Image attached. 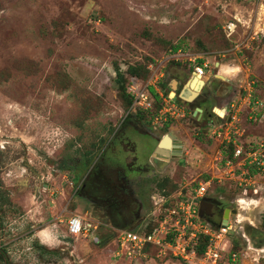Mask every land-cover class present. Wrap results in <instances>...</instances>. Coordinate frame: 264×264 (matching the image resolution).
I'll return each mask as SVG.
<instances>
[{
    "label": "rangeland",
    "instance_id": "374dc122",
    "mask_svg": "<svg viewBox=\"0 0 264 264\" xmlns=\"http://www.w3.org/2000/svg\"><path fill=\"white\" fill-rule=\"evenodd\" d=\"M203 64L204 87L181 101ZM132 88L159 99L137 104ZM234 102L241 140L264 145V0H0V264H190L151 247L124 256L119 236L152 229L203 180L220 221L264 197V178L243 196L221 161L212 109ZM165 137L181 153L152 158ZM91 173L118 223L78 193ZM238 214L227 246L264 264V238L242 236L263 231L264 209ZM74 215L91 226L76 238Z\"/></svg>",
    "mask_w": 264,
    "mask_h": 264
},
{
    "label": "built area",
    "instance_id": "2783aa9c",
    "mask_svg": "<svg viewBox=\"0 0 264 264\" xmlns=\"http://www.w3.org/2000/svg\"><path fill=\"white\" fill-rule=\"evenodd\" d=\"M206 67L207 64L195 66L193 75L205 77ZM131 90L138 101L137 104H143L151 98L146 88ZM169 102L174 101L169 98ZM146 106L151 107V103L148 102ZM171 106L175 108V103ZM218 112L215 115L224 123L215 127L214 133L222 138L221 141L227 145L225 147L228 148L229 145L234 147L232 159L223 156L221 161L229 169L231 178H236L243 196L251 193L256 196L258 193L255 186L256 180L264 178V145L254 146L240 141L241 135L238 128L240 118L234 103L223 109L220 108ZM249 169L255 173H249ZM210 185L211 180L201 181L193 193L168 210L167 215L151 231H122L118 241L122 254L127 257H137L142 255L146 247H151L168 251L171 256L190 264L195 262L197 264H239L238 254L227 246V235L235 227L230 220L228 219L222 226L223 220L217 224H211L199 217L200 201L212 199L207 197ZM90 227L77 215L67 220V232L73 238L86 234ZM200 237L207 238V247L204 254L198 256L195 247Z\"/></svg>",
    "mask_w": 264,
    "mask_h": 264
},
{
    "label": "flooded vegetation",
    "instance_id": "af4514ba",
    "mask_svg": "<svg viewBox=\"0 0 264 264\" xmlns=\"http://www.w3.org/2000/svg\"><path fill=\"white\" fill-rule=\"evenodd\" d=\"M217 94V92H215V96H217L216 95ZM152 138L154 139V140H157V138H155V136H152ZM166 139H168V137L167 138H164L162 141H159L158 140V143H157V147L159 146V144H162ZM170 140V139H169ZM170 142H171V148L168 150V155H161V154H158L157 156H162V157H167V158H169V157H171V156H176V154H180L181 153V150L179 149H177V148H175V146L174 145H176L177 143H175V142H173L172 140H170ZM173 144V145H172ZM173 146H174V150H173ZM156 147V148H157ZM163 148V147H162ZM164 154V153H163ZM143 170H145L146 171V169H143ZM92 174V173H91ZM89 175L87 178H86V180H82V182H81V184H80V187H79V189H78V193L80 194V192L82 191V192H86V194L88 195V196H86V198H88V201H93L94 203H98L99 202V204L98 205H102L103 207H105V209L106 210H108L109 212V214H108V219H109V221L111 222V223H113L114 221H115V223L118 221V219H119V215H118V217H116V219L114 220L113 218V211L110 209L111 207H113L111 204H107L106 203V205H104L105 204V202L106 201H108V199H107V196H104V195H102L103 194V191H102V193H98L99 192V188H98V186H100V183L101 184H103L102 183V181H100V179H98L97 177L99 176L98 174H92V175ZM90 186V187H89ZM90 188V189H89ZM97 190V191H96ZM100 192H101V190H100ZM111 201V200H110ZM109 201V202H110ZM217 202V201H216ZM235 202H236V209H240V206L241 205H243V206H245V207H247L248 206V204H251V203H254L255 202V200H253V199H250V200H246V199H237V200H235ZM100 205V206H101ZM216 205L217 206H215L214 208H213V210H212V215L210 216V217H207L205 220L207 221V222H210L211 224H217V223H219V221H220V216H219V211H218V209H217V207L219 206V202H217L216 203ZM108 208V209H107ZM238 210H237V212H236V222L238 223L239 222V220H238V218H239V214H238ZM119 222V221H118ZM117 222V223H118Z\"/></svg>",
    "mask_w": 264,
    "mask_h": 264
},
{
    "label": "crops",
    "instance_id": "0c3cea01",
    "mask_svg": "<svg viewBox=\"0 0 264 264\" xmlns=\"http://www.w3.org/2000/svg\"><path fill=\"white\" fill-rule=\"evenodd\" d=\"M194 78V75H193V73L191 74V76L189 77V79H188V81L186 82V84L185 85H187L192 79ZM203 87H204V85H203ZM202 87V88H203ZM201 88V89H202ZM217 96H222V97H224V96H226L227 94H228V90L224 87V86H221L220 88H217ZM249 101V99L248 98H246V99H243V104H246V102H248ZM234 104H235V106H236V108H237V110H238V114H239V110L241 109V107L242 106H238L237 107V103L236 102H234ZM225 107L226 106H228V105H224ZM224 106H222V108L221 109H223L224 108ZM240 108V109H239ZM220 108H217V107H213V112L216 114V111L217 110H219ZM195 111H198V112H200V111H203V110H201V109H195ZM241 138L242 137H240V140H241ZM241 142H243L242 140H241ZM169 150V149H168ZM168 150H166L167 152H168ZM181 150V149H180ZM257 189H258V191L260 190V188H258L257 187ZM258 194V193H257ZM262 195V194H261ZM261 199H263L264 200V197H258L257 198V200H255V204L257 205L258 204V206H259V208L260 209H264V202L262 203V204H260V202H261ZM214 200V199H213ZM220 222V221H219ZM240 230L242 229V227H240L239 228ZM263 231L262 232H260V231H254L253 229H252V231H250L249 233L247 232H245L244 234H242V236H243V238L245 239H247V237H249L254 243L257 241L258 243H260V241L259 240H261L262 241V239L264 238L263 237V234H264V229H262ZM49 233L47 234V235H44V239L48 242V243H51V239H52V237H51V235H50V229H48L47 230ZM253 234H256L255 235V237H253ZM246 235H249V236H247L246 237ZM42 238V239H43ZM43 239V241H45ZM245 239V240H246ZM256 245H258V244H256ZM262 246V249H260V252H264V243L261 245ZM255 251H257V250H255ZM255 261H256V259H255Z\"/></svg>",
    "mask_w": 264,
    "mask_h": 264
},
{
    "label": "water",
    "instance_id": "95a60500",
    "mask_svg": "<svg viewBox=\"0 0 264 264\" xmlns=\"http://www.w3.org/2000/svg\"><path fill=\"white\" fill-rule=\"evenodd\" d=\"M203 85H204V83H203ZM203 85L200 87V90L203 87ZM183 94L185 95V93L182 92L180 94V96H179V99H181V101H184V100L185 101H192L193 99H195L197 97L196 96L195 98L190 99L191 98L190 96L187 95V97H183ZM165 138H167V137H165ZM176 145H178V144H176ZM176 145H174L175 148H177L179 150L180 146H176ZM174 146H173V150H174ZM159 150H161V151H159ZM164 151H166V149L165 148L162 149L161 144H159V146L156 148L154 154L152 155V158H155L158 154L162 155L163 154L162 152H164ZM164 155H168V152L166 151V153ZM216 203L217 202L214 201L213 199H203V200H201L200 203H199V217L201 219H204V220L207 217H210L212 215L213 208L215 206H217ZM233 214L235 215V211L225 210L223 218H222L223 221H222L221 225L224 226L227 223V221L229 219V216L233 215Z\"/></svg>",
    "mask_w": 264,
    "mask_h": 264
},
{
    "label": "trees",
    "instance_id": "16d2710c",
    "mask_svg": "<svg viewBox=\"0 0 264 264\" xmlns=\"http://www.w3.org/2000/svg\"><path fill=\"white\" fill-rule=\"evenodd\" d=\"M132 75V74H130ZM151 94L153 99H155L156 101L159 99V96L158 94L154 93V91L151 89ZM174 101H177V99H175ZM229 148H227V151H226V154L224 155V158L225 156H228V158L232 159V155L234 153V147L232 145H229L228 146ZM249 173L251 174H254L255 172L252 171L251 169H249ZM154 227V226H153ZM152 227V228H153ZM152 229H148L146 231H151ZM206 247H207V238L205 237H200L199 240H198V244L197 246L195 247L196 248V252H197V255L198 256H201L204 254L205 250H206ZM0 261H4V257L2 256V253H0Z\"/></svg>",
    "mask_w": 264,
    "mask_h": 264
},
{
    "label": "bare ground",
    "instance_id": "6f19581e",
    "mask_svg": "<svg viewBox=\"0 0 264 264\" xmlns=\"http://www.w3.org/2000/svg\"><path fill=\"white\" fill-rule=\"evenodd\" d=\"M203 78L204 77H200V76H197L195 74L194 75V78L191 80V82L189 83V85L188 84L185 85V89H186L187 86L190 88V91L191 92H189V89H187V93H191V99L194 98V97H196L198 95L197 93L199 92L200 87L203 85V80H202ZM188 96H190V94ZM218 113L221 114V112H218ZM161 147H163V148H169V149L172 147L169 138L166 139L161 144ZM159 151H161V150H159ZM162 153H164V152H162Z\"/></svg>",
    "mask_w": 264,
    "mask_h": 264
}]
</instances>
